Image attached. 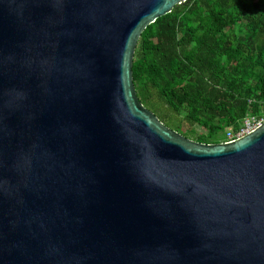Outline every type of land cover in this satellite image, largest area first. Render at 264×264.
<instances>
[{"label":"water","instance_id":"95a60500","mask_svg":"<svg viewBox=\"0 0 264 264\" xmlns=\"http://www.w3.org/2000/svg\"><path fill=\"white\" fill-rule=\"evenodd\" d=\"M186 0H0V264H264V122L213 144L138 99Z\"/></svg>","mask_w":264,"mask_h":264},{"label":"trees","instance_id":"16d2710c","mask_svg":"<svg viewBox=\"0 0 264 264\" xmlns=\"http://www.w3.org/2000/svg\"><path fill=\"white\" fill-rule=\"evenodd\" d=\"M132 77L140 102L157 100L200 143L224 142L247 116L264 120V0H186L142 32Z\"/></svg>","mask_w":264,"mask_h":264},{"label":"rangeland","instance_id":"374dc122","mask_svg":"<svg viewBox=\"0 0 264 264\" xmlns=\"http://www.w3.org/2000/svg\"><path fill=\"white\" fill-rule=\"evenodd\" d=\"M150 110L152 113L155 114L156 117L160 121L164 123L165 126L172 130H179V132H187L189 130L188 125L186 122L183 120L182 116H177L174 114L167 106H165L162 103H159L157 100H155L152 103V106H148L147 108ZM194 134L191 136V139H194L197 134L205 133L206 131L202 130L198 126H194Z\"/></svg>","mask_w":264,"mask_h":264},{"label":"built area","instance_id":"2783aa9c","mask_svg":"<svg viewBox=\"0 0 264 264\" xmlns=\"http://www.w3.org/2000/svg\"><path fill=\"white\" fill-rule=\"evenodd\" d=\"M263 122L264 120L262 118L247 116L244 119L242 126L236 132H230V131L227 132L225 141H230V140L242 137L248 134L250 131H253L254 129H256Z\"/></svg>","mask_w":264,"mask_h":264}]
</instances>
